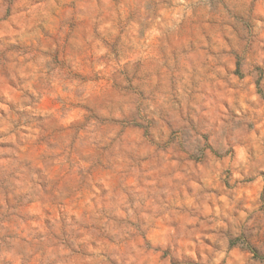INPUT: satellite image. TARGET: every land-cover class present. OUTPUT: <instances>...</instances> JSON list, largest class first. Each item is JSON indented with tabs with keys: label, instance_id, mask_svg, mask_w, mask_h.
Returning <instances> with one entry per match:
<instances>
[{
	"label": "clouds",
	"instance_id": "1",
	"mask_svg": "<svg viewBox=\"0 0 264 264\" xmlns=\"http://www.w3.org/2000/svg\"><path fill=\"white\" fill-rule=\"evenodd\" d=\"M0 264H264V0H0Z\"/></svg>",
	"mask_w": 264,
	"mask_h": 264
}]
</instances>
